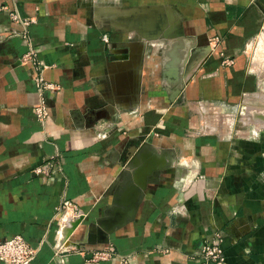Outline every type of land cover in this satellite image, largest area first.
I'll return each instance as SVG.
<instances>
[{
  "label": "crops",
  "instance_id": "crops-1",
  "mask_svg": "<svg viewBox=\"0 0 264 264\" xmlns=\"http://www.w3.org/2000/svg\"><path fill=\"white\" fill-rule=\"evenodd\" d=\"M4 5L27 26L14 24ZM158 6L183 15L174 39H195L196 54L178 62L176 75L167 71L174 39H154L156 20L162 30L166 17ZM23 30L38 48L37 66L18 61L28 50ZM262 30L264 0H0V240L21 235L36 250L31 264H123L79 253L109 244L128 264H192L221 231L228 264H264V47L258 62L248 52ZM136 33L148 40L133 47L136 62L111 60ZM36 75L55 86L42 91V121L33 113ZM47 161L53 171L38 178L34 169ZM138 161L120 199L127 208L116 207L96 235L124 220L156 165L162 185L107 242L80 244L87 219L108 210L112 187ZM65 200L85 214L68 238L70 229L59 231Z\"/></svg>",
  "mask_w": 264,
  "mask_h": 264
},
{
  "label": "rangeland",
  "instance_id": "rangeland-1",
  "mask_svg": "<svg viewBox=\"0 0 264 264\" xmlns=\"http://www.w3.org/2000/svg\"><path fill=\"white\" fill-rule=\"evenodd\" d=\"M161 8V6H158V8ZM120 9H123L124 12L126 11H132V6H123L121 7ZM161 11L163 13L166 14V17H165V22L163 24L164 28H162V35L158 36L155 38V40L157 42L161 41L162 39H165V40H168V39H174V35H175V28H177V26L180 24H182V18L181 16L182 13L179 12L178 10H176L175 7H164L161 8ZM160 13V12H159ZM162 14V13H160ZM137 24L140 22H136ZM168 23V25H167ZM167 26V27H165ZM123 28V27H121ZM169 29L167 31V29ZM171 30L172 33H170L169 31ZM263 31V30H262ZM167 33L169 32L165 37H163V33ZM264 32V31H263ZM173 34V35H172ZM169 35V36H168ZM134 36V39H132L129 43L131 45V47H143L145 45V42L148 41V40H145L142 38V36L138 33H136ZM261 47L263 48L264 47V35L263 34H259L257 37L254 38L253 42L251 43L250 47H249V56L251 57V59H253L255 62H258L259 60V53L261 52ZM189 53H192V54H196V51L193 52L191 50V52ZM190 57V56H189ZM201 60H198L196 62H194V64H198L200 63ZM134 62V61H133ZM135 62H136V59H135ZM186 64V62H185ZM191 64V63H190ZM193 65H189V63H187L186 65V73H187V76L188 74L193 76L195 75L196 73V66H194L193 68ZM194 70V72H193ZM184 72V73H185ZM185 78V77H183ZM178 84H175L176 85H179V82L182 84L181 81H179V79L177 80ZM173 88V87H171ZM180 89V88H179ZM177 99V98H176ZM140 151H144V148H141ZM140 153V152H139ZM142 162L141 161H138V164L137 163H128V168L124 171V173H122L120 176H119V180L114 184V186L112 187V194L114 195L113 197V202L112 204L109 205L108 207V210L101 214L100 216H92L90 219H92L90 221V219L88 220L87 219V224H90L92 222H96L98 219H101L102 217H112V214H113V211L116 207H119V208H122V209H125L127 207L126 203H124L122 200V196L125 194V192L129 189V187L134 184V180H133V175H134V172L136 170V168L141 165ZM163 167L162 166H158L156 165V167L150 171L149 175L148 176H151V179L149 181H146V186L145 188H138V192L136 193V196H135V202H134V207L133 209L131 210L132 212L131 213H127L126 216H125V219H126V222L129 223V222H133V221H136L139 217L138 215V212H139V208L141 207L142 203H143V198L146 194L149 193V191H154L156 190V186H160L162 185V181H159L158 177L160 176V173H162V169ZM116 193V194H114ZM63 214V213H62ZM146 214H144V218H146ZM84 218V217H83ZM83 218H79V223L78 225H82L84 224V222H82ZM78 220V219H77ZM58 227V226H57ZM70 227H72V224L70 225ZM72 230L70 229V231L65 235L67 238L69 237V235L72 234L71 232ZM116 231L113 230L111 234H114ZM65 237V238H66ZM64 239V238H63ZM158 250V247L157 249ZM192 259V264H228L226 262V254H225V249H224V246H223V232H217L214 237L212 238H209L207 240H205L200 248L198 249L197 252H195L194 254L191 255L190 257Z\"/></svg>",
  "mask_w": 264,
  "mask_h": 264
},
{
  "label": "built area",
  "instance_id": "built-area-1",
  "mask_svg": "<svg viewBox=\"0 0 264 264\" xmlns=\"http://www.w3.org/2000/svg\"><path fill=\"white\" fill-rule=\"evenodd\" d=\"M2 8L8 10V15L10 20L17 25L25 28L28 24V20L26 18H22L15 10L10 8L9 6L4 5ZM14 31V29H10ZM19 36L26 42L28 45V50L19 58L20 63H29L33 66H37L39 64L37 60V51L38 48L32 46L31 42L28 39L27 32L20 31ZM215 41L217 38H211L209 46L212 49H216ZM214 42V43H213ZM213 43V44H212ZM220 54H222L220 52ZM128 60V59H125ZM34 82L37 85L39 91H41V97L38 102L33 106V113L37 120L42 121L48 116L49 107L46 103L45 96L42 95V91L45 89H54L55 86L49 82H46L44 78L40 75H36L34 77ZM175 100V99H174ZM54 169V164L51 161H47L40 166H37L34 169L35 174L38 178H45L48 176ZM70 210L73 214L74 220L79 218H83L85 214L81 210L79 206H75L69 200H65L63 202L61 212L59 213V218L65 211ZM58 218V222H59ZM57 222V223H58ZM217 233V232H216ZM215 233V234H216ZM58 235V231H57ZM79 253L85 255V260L88 261H97L103 259H114L120 263L128 264L129 256L119 254L113 245H107L105 248H97L85 250L82 246L79 247ZM36 254L35 248L30 246V244L19 234H14L7 238L0 240V261L5 264H31Z\"/></svg>",
  "mask_w": 264,
  "mask_h": 264
},
{
  "label": "bare ground",
  "instance_id": "bare-ground-1",
  "mask_svg": "<svg viewBox=\"0 0 264 264\" xmlns=\"http://www.w3.org/2000/svg\"><path fill=\"white\" fill-rule=\"evenodd\" d=\"M152 14L154 15L155 19L159 20V19L163 18V16H161L162 14H160L157 11L156 12H152ZM167 25H168V23H167ZM165 27H167V26H165ZM159 29L160 28H159V25H158L157 28L154 29V32L155 31L157 32V30H159ZM167 31H168V29H167ZM174 32L177 35H181L182 34V29L180 27H178V28L175 29ZM194 43H195V39H191V40L185 41L184 37H180V36L175 38L174 40H172L171 43L169 44L170 47H169L168 52H167L169 54V58H168V62H167L168 70H167V68H166V70L170 71L171 73H174V75H176L177 74L178 62L181 61V62L184 63V61L186 60V58L188 57V54L190 52V47ZM207 45H208L209 49H211V47L209 46V43H207ZM126 67L128 68V66H126ZM178 86L179 85L175 86L174 88H169L170 89L169 98L171 100L175 99L178 96V94H179ZM67 212L70 213V217H68V218H67ZM60 219H61V221H60L59 231H60L61 235L66 233L67 231H69V229L73 230V229H75V228H77L79 226L78 222L76 220H74L73 214L70 212V210L65 211L61 215ZM71 224H72V227H70Z\"/></svg>",
  "mask_w": 264,
  "mask_h": 264
},
{
  "label": "water",
  "instance_id": "water-1",
  "mask_svg": "<svg viewBox=\"0 0 264 264\" xmlns=\"http://www.w3.org/2000/svg\"><path fill=\"white\" fill-rule=\"evenodd\" d=\"M157 20H156V27H154V29H156L157 28ZM160 31H162L161 30V28H160V30L158 31V33L160 32ZM160 34V33H159ZM165 34V33H164ZM163 34V37H165V35ZM158 36H160V35H158ZM157 36V37H158ZM156 38V37H155ZM154 38V39H155ZM210 50H208L206 53H204V51L202 52L201 51V60L203 59V58H205V56H206V54H208V52H209ZM137 59V56H136V53H134V50H133V48L131 47V45H130V43L129 44H126V46H124V48H123V51H121V53H120V55L119 56H117V55H114L112 58H111V60H125V59H129V60H131V61H134L133 59ZM174 100V99H173ZM146 180L144 181V185L142 186V187H138V188H145V186H146ZM138 188H137V191H136V193L138 192ZM136 193H135V196H136ZM114 194H116V193H114ZM124 202V201H123ZM134 202H135V197H134V199H133V201H132V207H131V209H130V211H127V213H131L132 211V209H133V205H134ZM124 203H126V205H128V203L127 202H124ZM127 208V207H126ZM113 213H114V211H113ZM126 213V214H127ZM112 216H113V214H112ZM126 216V215H125ZM109 218H111V217H109ZM105 219H108V217H102L101 219H98L95 223L94 222H92V223H90V224H86L85 226H86V228H87V230H88V234L86 235V236H84L83 237V239H81L80 241H79V243L80 244H84V243H93V242H107L108 241V236H109V234L113 231V230H115L117 227H119V226H122V225H124V224H126V219L124 218V220L122 221V222H120V223H118V224H116V225H114L112 228H110V229H108L107 231H105L102 235H100V236H98V235H96V231L98 230V224H100V221H102V220H105ZM78 223H79V219L78 220H76ZM90 235H94V236H96V237H93V238H90Z\"/></svg>",
  "mask_w": 264,
  "mask_h": 264
}]
</instances>
